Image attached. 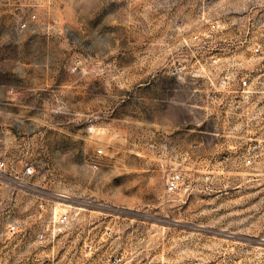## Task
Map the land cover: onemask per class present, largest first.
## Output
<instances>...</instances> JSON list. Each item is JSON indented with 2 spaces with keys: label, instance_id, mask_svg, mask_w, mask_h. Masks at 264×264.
<instances>
[{
  "label": "rangeland",
  "instance_id": "374dc122",
  "mask_svg": "<svg viewBox=\"0 0 264 264\" xmlns=\"http://www.w3.org/2000/svg\"><path fill=\"white\" fill-rule=\"evenodd\" d=\"M115 254L264 264V0H0V264Z\"/></svg>",
  "mask_w": 264,
  "mask_h": 264
},
{
  "label": "built area",
  "instance_id": "2783aa9c",
  "mask_svg": "<svg viewBox=\"0 0 264 264\" xmlns=\"http://www.w3.org/2000/svg\"><path fill=\"white\" fill-rule=\"evenodd\" d=\"M246 2H254L255 0H245ZM219 25L218 24H212V28L215 29ZM253 51L255 53L260 52V45H255ZM240 85L243 89L249 86V80L247 76H242L240 78ZM4 162L2 163V166H4ZM33 173V169L30 166H27L24 171V176H29ZM184 180V177L181 173L175 172L170 173L166 177L165 187L168 192H174L179 189L182 182ZM63 199L67 200L68 197L62 196ZM56 208H54L55 211ZM71 221L70 214L67 212L55 214L51 223L47 227V229L55 236L56 234L62 233L67 226L69 225ZM15 226L12 225L11 229L12 231H15ZM112 230H107V234H111ZM40 240H44L46 238V233L44 231L40 232L38 235ZM96 252V245L93 241H86L83 245L81 254L82 257L86 260L90 259L93 254ZM107 264H127L125 263V259L123 254H115L109 257ZM131 264V263H130ZM140 264V263H136Z\"/></svg>",
  "mask_w": 264,
  "mask_h": 264
}]
</instances>
